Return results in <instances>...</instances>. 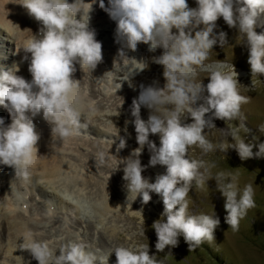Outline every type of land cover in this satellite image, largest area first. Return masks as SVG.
<instances>
[{"label": "clouds", "instance_id": "obj_1", "mask_svg": "<svg viewBox=\"0 0 264 264\" xmlns=\"http://www.w3.org/2000/svg\"><path fill=\"white\" fill-rule=\"evenodd\" d=\"M196 3V8H189L187 0H108L106 7L105 0H99L100 8L116 21V36L127 48L135 51L138 43L143 42L150 45V51L164 49L153 61L164 68L165 86H141L139 96L133 98L130 106L140 147L133 149L124 160L123 169V179L130 193L128 198L139 196L142 203L147 204L154 192L163 201L161 218L152 224L158 252L178 246L181 236L190 252L203 242L211 243L215 239L219 216L188 212L187 196L192 182L195 180L197 186L203 185L205 174L208 179H215L217 190L225 198L224 221L233 230L238 229L240 219L255 204L251 183L241 189L237 175L226 171H219L213 177L209 168L214 165L205 166L203 161L190 159L187 153L193 145L204 152L213 150L214 145L206 138L205 129L216 128L213 117L225 121L238 117L241 104L247 99L238 89L240 83L235 66L232 64L225 70L221 60H217L210 71L206 85L202 81L192 82L197 75V66L211 67L204 62L214 45L227 44V33H213L220 17L229 27H238L239 33L244 35L252 76L264 75V32L256 31L257 17L264 14V0H196ZM20 4L42 27L40 37L33 36L23 48L24 60L29 59L27 54L31 55L28 65L31 81L17 75L19 67L16 64L8 70L0 67V105L11 116L7 126L0 117V165L13 167L17 177H28L36 160V144L40 138L33 118L42 112L43 119L52 126V136L61 140L79 135L80 129L87 126L81 123L82 118L89 119L95 109L80 80L73 78L74 65L79 63L82 70L92 71L103 57L102 44L96 39L95 30L90 28L92 3H85V0H21ZM173 29L177 31L173 32ZM133 60L136 70L147 67L143 59ZM112 72L96 78L106 92L110 88L105 80H110ZM254 83L252 80V85ZM197 101L202 103L197 105ZM165 104L174 107L165 110L162 118L155 112ZM141 105L151 109L147 121L140 117ZM185 111L191 117L190 123L181 119ZM259 131L264 132V123L259 125ZM150 134H159L158 147L149 139ZM232 137L235 143L231 148L236 149L242 160L264 158V142L251 144L238 139L237 129L232 130ZM145 145L151 153L148 165H142L140 160ZM125 146L126 140L120 137L117 151ZM219 147L225 148L223 144ZM254 148L258 150L254 152ZM99 159L104 161V153L99 154ZM156 165L166 166V170L158 173L154 182L142 176L146 167ZM201 168H204L203 172ZM12 194L19 207L24 194L15 190L14 182ZM47 211L51 215L53 209L50 207ZM22 227L21 249L29 250L38 264H49L52 252L48 242L37 239L27 225ZM114 252L116 264H162L156 254H149L148 244L135 248L120 246ZM109 255L92 251L77 239L59 250L55 264H108Z\"/></svg>", "mask_w": 264, "mask_h": 264}, {"label": "rangeland", "instance_id": "obj_2", "mask_svg": "<svg viewBox=\"0 0 264 264\" xmlns=\"http://www.w3.org/2000/svg\"><path fill=\"white\" fill-rule=\"evenodd\" d=\"M98 1L95 0L93 3V0H85V3H92L90 24L96 32H101L99 35L101 39L98 41L102 44L103 59L94 70L88 69L82 76L80 84L86 91L88 99L94 102V106L99 104L101 108H96L97 117L86 120L82 118L81 123L87 126L82 127L80 134L72 137L75 139L67 143L71 144L72 148L60 155L71 163L72 170L63 177L65 180L60 181V191L55 192V198L45 200L39 193L43 190L52 195L54 190L50 182L54 180L53 178H41L38 175L37 183L34 184L35 179L17 177L13 167L0 165V196L4 194L8 199H14L13 182L15 190L24 194V200L20 206H17V202L14 205L26 212L29 218L31 217L30 226L36 238L48 242L52 252L49 264H55V256L59 255V250L69 241L77 239L87 248L98 251L101 255L108 256L111 253L108 264H116L114 250L117 247L135 248L141 244H148L149 254H156L157 260L162 264H264V158L253 157L242 160L236 149L231 148V144L235 143L232 137L233 129L238 130V139H243L247 143L264 142V132L259 131V125L264 123V75L252 76L244 35L239 33L238 27H229L222 17L216 21L217 26L213 33L218 34L220 31L227 33V44L214 45L204 62L211 67L197 66V75L192 82L202 81L206 85L210 71L215 68L217 60H221L225 70H229L232 64L235 66L240 83L238 89L247 99L241 104L238 117L227 121L213 117L216 128L205 129L206 138L214 145L213 150L204 152L199 146L193 145L189 147L187 155L190 159L203 161L205 166L214 165L209 168L213 177L219 171H226L237 175L238 186L241 189L244 185L251 183L255 204L240 219L238 229L233 230L224 221L225 198L217 190L215 179H208V174H205L206 179L203 185L197 186L195 180L192 182L187 196L188 212L210 215L216 213L220 218V225L215 231V239L211 243L203 242L190 252L181 236L178 246L166 247L165 250L158 252L155 248L157 236L152 224L161 218L163 201L154 192L151 193V200L147 204L142 203V198L139 196L136 199L135 196L128 198L130 193L126 187L127 182L123 179V169L124 160L133 149L140 147L133 124L135 117L131 114L130 106L133 98L139 96L141 86L151 85L157 88L165 86L164 68L153 61V58L160 56L164 49L157 48L155 51H150V45L143 42L138 43L135 51L127 48L116 36V21L100 8ZM187 3L189 8L198 6L196 0H187ZM95 16L98 18L96 19ZM262 28H264V14L259 15L256 21V31L264 32ZM104 29L107 32H103ZM176 31L173 29V32ZM1 37L4 45L0 50V67L10 69L21 54V49L15 43L9 44L7 37ZM121 49L123 53L120 54ZM25 55L24 52L22 56ZM27 55L29 59L24 60V63L28 66L31 55L30 53ZM133 58L143 59L147 67L142 71L136 70L137 65ZM109 61L110 66L106 65ZM74 66L80 67L79 63H75ZM108 71L113 72L110 80H105V84L110 88V91L106 92L96 78L102 77ZM73 78L77 79L75 75ZM252 80L255 82L254 85ZM90 83L95 85V90L101 89L103 94L93 93ZM199 103L202 101H197V105ZM173 107L174 105L171 104L162 105L155 114L163 118L165 110ZM150 114L151 109L141 105L140 117L147 121ZM0 117L4 118L5 126L11 123L10 113L3 105H0ZM181 119L186 123L191 122L187 111L181 115ZM34 123L41 129L37 130L38 134L42 131L46 132L49 138H59L52 136V126L43 119L42 112ZM120 137L126 140V146L117 151ZM149 139L155 142L157 147L159 146V134H150ZM88 141L99 143L102 148L85 145ZM221 144L225 146L224 150L220 149ZM257 150L253 149L254 152ZM100 153H104L103 162L99 159ZM150 155V150L145 145L140 155L142 165L149 164ZM165 170L166 166L162 165L148 166L142 172V176L154 182L156 175ZM200 171L203 172L204 168ZM64 181L65 183L61 184ZM1 202L0 200V222L2 209L5 206ZM50 207L61 217L46 219L44 209ZM5 236L8 237L7 234ZM7 237H4L0 226V264H18L12 256L13 250L17 253L23 252L24 249L20 248V242ZM10 241L11 247L6 248L11 251L5 254V246ZM27 251L33 257L31 252ZM32 259L34 262L30 264H38L34 257Z\"/></svg>", "mask_w": 264, "mask_h": 264}, {"label": "bare ground", "instance_id": "obj_3", "mask_svg": "<svg viewBox=\"0 0 264 264\" xmlns=\"http://www.w3.org/2000/svg\"><path fill=\"white\" fill-rule=\"evenodd\" d=\"M20 2H21V0H0V50L3 49V45H4V42H3L4 40L1 36L7 37L9 44H14V43L17 44V46H19V48L21 49V52H20L21 54L17 57V60L15 62V64L19 67L18 75L23 76L27 80H31L32 79L31 73L28 71V66L24 63V59H23L24 56H22L24 53L23 48L25 47L27 41L30 38H33V36H36L37 38L40 37V35H41L40 28L42 27V25L37 20H35L34 17H32L28 14L27 9L23 5H21ZM105 4H106L105 6H108V0L105 2ZM96 16H95V18H96ZM97 21H99V20H97ZM90 28H92L91 24H90ZM262 30H264V28H262ZM103 32H107V30L104 29ZM100 33L96 32V39L97 40L101 39V38H99V35H101ZM106 65L110 66V61L107 62ZM6 68H5V70H8ZM87 71H88V69H86V68L82 70L80 67H77L76 71L73 73V75H75L78 80L82 81V79H83L82 76ZM90 84H91L90 89L93 93L96 94V92H98V93H100V95L103 94L101 89L98 88L97 90H95L94 89L95 85L93 83H90ZM96 108L100 109L101 106L99 104H97L96 106H94L95 111L97 110ZM40 114H38L36 117L33 118V122L35 121V119L38 118V116H40ZM95 117H97V114H95V112H94V115H92L90 118H95ZM8 118H9V115H8ZM35 130L39 131L41 129L39 127L35 126ZM38 131H37V133H38ZM39 137L40 138L36 144V147L38 150L36 160H35V163L32 165V167L30 169V174L27 178L35 179L34 184L37 183L36 179H37L38 175L41 178H43V177L53 178L54 180L50 182L52 184L51 186L54 190V192H52V195H50L47 191H43V190H41L39 193L40 195H42L45 198V200H53L55 198V192L60 191V181L65 180L63 177H65V175L72 170L71 163H69L66 159L64 160L63 157H61L60 155L64 154V151L70 150L72 148L71 147L72 145L67 144V143H70L75 138H69L67 140H61L60 138H49L47 136V133L42 132V131L39 132ZM66 144H67V146H66ZM85 145H88L91 147L94 146L95 148L102 146L99 143L97 144V143H92L89 141L85 142ZM80 158H82V157H80ZM80 158H77V159L80 160ZM54 181H56V182H54ZM63 183H65V181L61 182V184H63ZM0 200L2 201L1 202L2 205H5L2 209L3 213L1 216L2 219L0 222L1 232L3 233L4 237H7V236H5L7 234L8 235L7 238L15 240V242L17 241V242L22 243L23 242V240H22L23 227L22 226L27 225V227L31 229V226H30V221L32 220L31 217L29 218V215H27L26 212L18 209L14 205V203L17 202L15 197H14V199H8L3 194L2 196H0ZM12 202H13V204H12ZM60 204L65 205L64 203H60ZM47 210H48L47 208L44 209V213H45L44 217L46 219L47 218L48 219H50V218L54 219V218H60L61 217L57 211L53 210L52 214L49 215ZM11 241L8 243V245L5 246V250H6V251L4 250L5 254H9L8 252L11 251L8 248H6V247H11V245H10ZM11 249L13 250V248H11ZM15 253H16L15 250H13L12 256L14 257V259L17 261L18 264H30V262L31 263L34 262V260L32 259L33 257L31 255H29V253L26 249H24L23 252L18 251L16 254Z\"/></svg>", "mask_w": 264, "mask_h": 264}]
</instances>
